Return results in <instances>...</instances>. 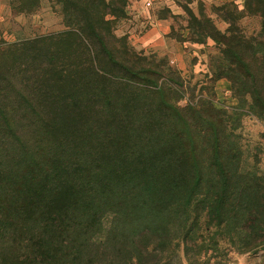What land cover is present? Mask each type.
<instances>
[{
    "label": "trees",
    "instance_id": "16d2710c",
    "mask_svg": "<svg viewBox=\"0 0 264 264\" xmlns=\"http://www.w3.org/2000/svg\"><path fill=\"white\" fill-rule=\"evenodd\" d=\"M66 1L77 10L112 8L107 0ZM249 3L261 9L264 0ZM207 24L202 35L225 47V78L264 115V54L215 36ZM69 28L84 46L94 35L106 58L120 64L97 25L81 19ZM18 63V73L0 76V264H227L232 253L264 249V175L245 172L243 154L227 145L223 130L213 134L211 155L199 152L207 156L201 162L185 146L195 139L186 118L174 122L183 128L174 134L154 121L153 142L141 149L134 123L116 117L118 107L107 115L110 94L79 83L96 116H70L63 130L51 110L69 113L77 92L49 95V65L36 56ZM90 137L103 147V167L73 161V145ZM85 146L79 153L89 158Z\"/></svg>",
    "mask_w": 264,
    "mask_h": 264
},
{
    "label": "rangeland",
    "instance_id": "374dc122",
    "mask_svg": "<svg viewBox=\"0 0 264 264\" xmlns=\"http://www.w3.org/2000/svg\"><path fill=\"white\" fill-rule=\"evenodd\" d=\"M107 2L112 6L109 11L102 5L77 10L66 0H0V76L8 70L18 73L19 61L36 56L49 65L44 67L52 79L45 85L49 95L64 98L73 90L77 92L69 113L57 106L56 112L51 110L61 129L65 130L63 123L67 124L70 116L80 120L96 116L89 98L83 99L76 91L79 83L87 92L110 94L113 101L107 106V115L113 117L114 107H118L116 117L134 123L133 141L138 140L141 149L153 142L157 129L151 131L150 126L154 121L163 120L166 132L174 134V122L186 118L191 125L188 132L192 131L195 139L185 146L197 149L199 162L210 154L213 134L223 130L227 145L243 154L245 172L264 175V115L253 112L251 98L240 95L222 73L221 67L227 66L224 45L202 35L210 30L208 21L215 27V36L219 34L234 45L251 43L263 55L264 5L259 9L249 0ZM81 19L97 25L99 32L111 39L110 48L120 64L106 58L95 37H90L94 35L85 39L87 48L82 45L79 34L69 28ZM28 75H33L32 70ZM60 105L65 107L63 99ZM180 139L184 140L183 136ZM86 143L91 145L89 158L79 153ZM73 147L78 152L73 161L104 166L103 147L97 139L90 137L84 145L78 142ZM94 147L99 149L95 153ZM202 150L203 158L199 156ZM227 264H264V249L232 253Z\"/></svg>",
    "mask_w": 264,
    "mask_h": 264
}]
</instances>
